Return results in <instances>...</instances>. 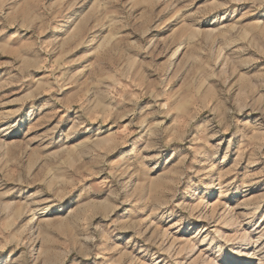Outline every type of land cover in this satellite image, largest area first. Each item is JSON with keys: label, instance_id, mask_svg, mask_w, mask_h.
I'll list each match as a JSON object with an SVG mask.
<instances>
[{"label": "rangeland", "instance_id": "obj_1", "mask_svg": "<svg viewBox=\"0 0 264 264\" xmlns=\"http://www.w3.org/2000/svg\"><path fill=\"white\" fill-rule=\"evenodd\" d=\"M0 264H264V0H0Z\"/></svg>", "mask_w": 264, "mask_h": 264}]
</instances>
